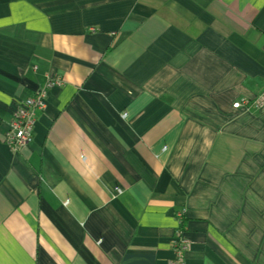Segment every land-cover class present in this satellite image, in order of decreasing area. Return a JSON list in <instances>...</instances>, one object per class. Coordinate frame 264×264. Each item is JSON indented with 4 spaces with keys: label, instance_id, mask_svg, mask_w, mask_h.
<instances>
[{
    "label": "crops",
    "instance_id": "0c3cea01",
    "mask_svg": "<svg viewBox=\"0 0 264 264\" xmlns=\"http://www.w3.org/2000/svg\"><path fill=\"white\" fill-rule=\"evenodd\" d=\"M263 92L264 0H0V264H264Z\"/></svg>",
    "mask_w": 264,
    "mask_h": 264
},
{
    "label": "built area",
    "instance_id": "2783aa9c",
    "mask_svg": "<svg viewBox=\"0 0 264 264\" xmlns=\"http://www.w3.org/2000/svg\"><path fill=\"white\" fill-rule=\"evenodd\" d=\"M62 85L61 80L48 78L43 90L36 93L35 99L29 100L14 115L10 130L5 137V144L15 153H22L32 142L36 125L37 112H43L47 108L48 93ZM235 110H243L248 113H257L264 109V92L254 100H241L233 105ZM184 212L177 215L179 222L172 240L173 256L168 264H186L185 255L190 243L186 233L181 229L184 220Z\"/></svg>",
    "mask_w": 264,
    "mask_h": 264
},
{
    "label": "trees",
    "instance_id": "16d2710c",
    "mask_svg": "<svg viewBox=\"0 0 264 264\" xmlns=\"http://www.w3.org/2000/svg\"><path fill=\"white\" fill-rule=\"evenodd\" d=\"M181 224H182L181 229H182L184 232H186V228H185V225H186V223H185V218H184V220L181 222Z\"/></svg>",
    "mask_w": 264,
    "mask_h": 264
}]
</instances>
